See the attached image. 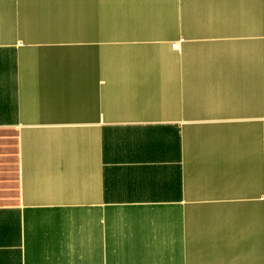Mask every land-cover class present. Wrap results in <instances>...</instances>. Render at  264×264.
I'll return each instance as SVG.
<instances>
[{
    "label": "crops",
    "instance_id": "1",
    "mask_svg": "<svg viewBox=\"0 0 264 264\" xmlns=\"http://www.w3.org/2000/svg\"><path fill=\"white\" fill-rule=\"evenodd\" d=\"M0 264H264V0H0Z\"/></svg>",
    "mask_w": 264,
    "mask_h": 264
},
{
    "label": "built area",
    "instance_id": "2",
    "mask_svg": "<svg viewBox=\"0 0 264 264\" xmlns=\"http://www.w3.org/2000/svg\"><path fill=\"white\" fill-rule=\"evenodd\" d=\"M173 47L176 48V49L179 48V42H174L173 43Z\"/></svg>",
    "mask_w": 264,
    "mask_h": 264
},
{
    "label": "rangeland",
    "instance_id": "3",
    "mask_svg": "<svg viewBox=\"0 0 264 264\" xmlns=\"http://www.w3.org/2000/svg\"><path fill=\"white\" fill-rule=\"evenodd\" d=\"M178 49V48H177Z\"/></svg>",
    "mask_w": 264,
    "mask_h": 264
}]
</instances>
